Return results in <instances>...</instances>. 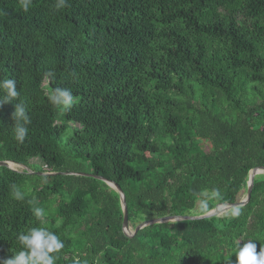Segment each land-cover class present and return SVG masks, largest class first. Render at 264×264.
Instances as JSON below:
<instances>
[{
	"label": "trees",
	"instance_id": "obj_1",
	"mask_svg": "<svg viewBox=\"0 0 264 264\" xmlns=\"http://www.w3.org/2000/svg\"><path fill=\"white\" fill-rule=\"evenodd\" d=\"M56 4L32 0L26 12L20 0H0V79L17 81L31 117L18 143L14 106H0V161L38 159L44 173L0 166V261L20 250L19 233L38 226L65 242L56 264H236L247 240L259 253L264 173L243 206L150 224L133 237L122 231L114 188L63 173L117 184L132 229L246 195L250 171L264 166V0ZM55 87L72 90L71 110L50 102ZM34 207L44 209L42 221Z\"/></svg>",
	"mask_w": 264,
	"mask_h": 264
},
{
	"label": "clouds",
	"instance_id": "obj_2",
	"mask_svg": "<svg viewBox=\"0 0 264 264\" xmlns=\"http://www.w3.org/2000/svg\"><path fill=\"white\" fill-rule=\"evenodd\" d=\"M21 7L24 11H28L32 0H20ZM67 5V0H57L56 8L60 9ZM43 77L48 80L55 79V72L46 70ZM17 81L13 78L0 79V106L11 104L14 106L12 114L13 126L12 131L14 139L18 143H24L29 134V125L31 124V117L26 107V102L20 99L21 92L17 90ZM76 101L71 89L66 87H55L50 102L65 111L71 110ZM13 197L16 200H22L23 194L19 187L12 185ZM208 198L202 197L200 200L201 208H206ZM33 216L38 221H42L45 216V211L41 207H34L32 210ZM241 210L236 208L233 210V216H239ZM20 244V250L12 252V256L0 264H56L59 258V253L64 249L65 242L60 236L49 230L47 227H31L26 232H21L16 236ZM254 240H247L243 246L237 244L234 254L236 255V264H264V247H260L257 253V245ZM73 264H87L86 261H81L79 258H74Z\"/></svg>",
	"mask_w": 264,
	"mask_h": 264
},
{
	"label": "water",
	"instance_id": "obj_3",
	"mask_svg": "<svg viewBox=\"0 0 264 264\" xmlns=\"http://www.w3.org/2000/svg\"><path fill=\"white\" fill-rule=\"evenodd\" d=\"M9 163H11V162L0 161V166H5V167L11 168L9 166ZM17 165L22 166L28 172H32L31 170H29L24 165H20V164H17ZM13 170H15V169H13ZM260 173H264V166L253 168L250 171L249 179L247 182L246 195L243 199H240L239 201H236L233 203H227V204H218L213 210H210L207 213L202 214V215L164 216V217H159V218H151L149 220H146V221L139 223L132 231L130 229L129 222H128V214H127V206H126L125 196H124L123 191L121 190V188L119 186H117V184H115L114 182L109 181L107 179H104L100 176L93 175V174L72 173V172H65L63 174H81V175L93 176V177L101 179L106 184H108L110 187L114 188L119 194L121 208H122V212H123L122 231L125 235H127L129 237H133L134 235H136V233L140 229H142L145 226H148L150 224L164 223V222H170V221H179V220H196V219H202V218H209V217H213V216H219L223 213H226L227 211H229L232 208L243 206V205L247 204L251 198L254 178L257 174H260ZM41 174H44V173H41Z\"/></svg>",
	"mask_w": 264,
	"mask_h": 264
},
{
	"label": "rangeland",
	"instance_id": "obj_4",
	"mask_svg": "<svg viewBox=\"0 0 264 264\" xmlns=\"http://www.w3.org/2000/svg\"><path fill=\"white\" fill-rule=\"evenodd\" d=\"M27 167L31 171L35 172V173H42V171L40 170L41 164H40V161L38 159H35V160L30 161V163L28 164ZM11 168L12 169H19V170L23 169V167L22 166H19V165L13 166ZM244 197H245V195L241 199H243ZM193 212L195 213L196 211H193ZM130 229H131V231L133 230L131 227H130Z\"/></svg>",
	"mask_w": 264,
	"mask_h": 264
},
{
	"label": "bare ground",
	"instance_id": "obj_5",
	"mask_svg": "<svg viewBox=\"0 0 264 264\" xmlns=\"http://www.w3.org/2000/svg\"><path fill=\"white\" fill-rule=\"evenodd\" d=\"M9 166H10V167H13V166H17V165H15V164H13V163H9Z\"/></svg>",
	"mask_w": 264,
	"mask_h": 264
}]
</instances>
